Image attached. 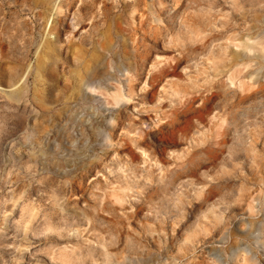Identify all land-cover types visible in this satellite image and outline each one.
Segmentation results:
<instances>
[{
	"label": "clouds",
	"instance_id": "1",
	"mask_svg": "<svg viewBox=\"0 0 264 264\" xmlns=\"http://www.w3.org/2000/svg\"><path fill=\"white\" fill-rule=\"evenodd\" d=\"M0 264H264V0H0Z\"/></svg>",
	"mask_w": 264,
	"mask_h": 264
}]
</instances>
